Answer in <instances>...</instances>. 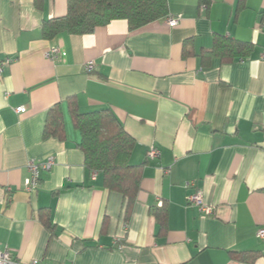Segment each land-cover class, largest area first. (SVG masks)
<instances>
[{
	"label": "crops",
	"instance_id": "1",
	"mask_svg": "<svg viewBox=\"0 0 264 264\" xmlns=\"http://www.w3.org/2000/svg\"><path fill=\"white\" fill-rule=\"evenodd\" d=\"M207 1L167 0L175 27L113 21L47 40L41 25L65 16L67 0H0V252L22 264H249L239 255L255 252L264 264V0ZM217 35L252 51L203 63ZM68 99L82 113L109 109L135 141L130 164L144 166L126 222L121 196L84 166ZM56 104L65 140L43 136ZM47 158L27 192L28 162ZM196 191L212 215L187 203ZM162 204L164 232L152 214Z\"/></svg>",
	"mask_w": 264,
	"mask_h": 264
},
{
	"label": "trees",
	"instance_id": "2",
	"mask_svg": "<svg viewBox=\"0 0 264 264\" xmlns=\"http://www.w3.org/2000/svg\"><path fill=\"white\" fill-rule=\"evenodd\" d=\"M210 2L200 0V6ZM243 4L237 6V12ZM169 17L167 0H67L65 16L45 21L41 25L44 39L51 40L61 33L84 36L113 21H125L130 32ZM189 41L184 43L183 56H187ZM253 44L223 36H215L212 48L200 54L202 62L217 57L221 62L247 57ZM68 112L73 128L79 134L77 148L83 155L84 166L89 172L102 177L103 188L119 194L123 200V220L126 222L141 190L144 164L131 165L130 158L135 141L124 131L121 123L109 109L79 111L75 101L68 99ZM43 136L65 140V127L60 104L48 109ZM152 214L164 232L167 207L153 208ZM47 217V216H46ZM48 217L44 221L48 224ZM258 253H243L239 260L253 264Z\"/></svg>",
	"mask_w": 264,
	"mask_h": 264
},
{
	"label": "built area",
	"instance_id": "3",
	"mask_svg": "<svg viewBox=\"0 0 264 264\" xmlns=\"http://www.w3.org/2000/svg\"><path fill=\"white\" fill-rule=\"evenodd\" d=\"M202 8L205 9V5H202ZM167 24L170 27H175L178 25L179 23V19L178 18H167ZM45 57L49 60L52 59H57L60 57V51L57 48L51 49L49 51V53H47L45 55ZM262 60H264V51L262 53ZM9 61H5L4 63L1 64L0 66V74L2 72V65L3 64H8ZM92 66L93 63L92 62H88L85 66V72L89 73L92 71ZM24 108H18L15 111L17 113H23L24 112ZM159 156L158 151L151 148L148 153H147V157L149 159H154L157 158ZM54 165L53 159L52 158H47L45 161L43 162H35L33 160H31L30 162H28L27 164V170L29 172V178H27L24 182L25 185V189L27 192H32L34 191L39 183V172L40 171H44L47 172L51 169V167ZM192 186V183H186L185 187L186 188H190ZM187 203L189 205L195 206L198 208L199 212L202 215H212L213 214V207L211 206H206L203 204L202 202V195L199 191H196L192 194H190L187 197ZM258 239H264V229L259 230V232L257 233L256 236ZM0 264H22L20 262H18L11 254L10 252H8L7 250L0 252ZM27 264H41L38 261H32L30 263Z\"/></svg>",
	"mask_w": 264,
	"mask_h": 264
}]
</instances>
